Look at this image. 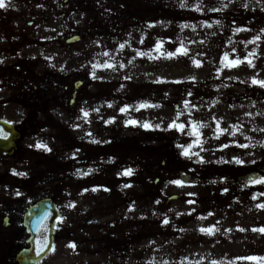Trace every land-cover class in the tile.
I'll use <instances>...</instances> for the list:
<instances>
[{"label": "rangeland", "instance_id": "rangeland-1", "mask_svg": "<svg viewBox=\"0 0 264 264\" xmlns=\"http://www.w3.org/2000/svg\"><path fill=\"white\" fill-rule=\"evenodd\" d=\"M5 3L0 121L24 137L0 180L13 183L14 200L20 182L32 184L61 211L41 264H264L246 259L264 257V233L254 231L264 228V184L250 182L264 177V88L252 83L264 80V0H90L64 19L63 0ZM72 36L80 41L65 45ZM181 45L187 55L164 54ZM225 53L242 63L225 67ZM105 62L115 69L93 68ZM194 123L206 126L188 159L179 145L196 140Z\"/></svg>", "mask_w": 264, "mask_h": 264}, {"label": "flooded vegetation", "instance_id": "flooded-vegetation-1", "mask_svg": "<svg viewBox=\"0 0 264 264\" xmlns=\"http://www.w3.org/2000/svg\"><path fill=\"white\" fill-rule=\"evenodd\" d=\"M89 1L90 0H63V9L60 14V18L64 17L66 13H69V16L75 15L78 11L79 6L84 4L85 2H87L89 5ZM92 23H95L96 25L97 21H92ZM64 44L69 45L66 43V41ZM75 89H77L76 86ZM74 96L75 94L72 93V98H74ZM15 129L19 133V139L14 141V153L10 156L0 152V167L3 166L4 159L13 157L19 151L17 142L22 137H24V133L22 130L19 131L17 126L15 127ZM25 182L30 183L31 180H26ZM0 187H3L4 189V193H0V264H5V262H3V259L7 254L8 256L6 258V262L8 264H18L16 255L20 251L29 248V235L27 233L26 226L23 225V217L32 206H35L36 204L44 200L46 198V194L42 192H40L39 194H34L32 190H35V186H32V184H25L20 182L18 184V188L24 190V196L19 201H17L11 197L14 187L11 181L0 180ZM51 201L57 207V204L55 203L53 198H51ZM6 251L7 254L4 253Z\"/></svg>", "mask_w": 264, "mask_h": 264}, {"label": "snow or ice", "instance_id": "snow-or-ice-1", "mask_svg": "<svg viewBox=\"0 0 264 264\" xmlns=\"http://www.w3.org/2000/svg\"><path fill=\"white\" fill-rule=\"evenodd\" d=\"M5 7H7V5L5 3V0H0V8H5ZM181 7H185V5L184 4H181ZM225 7H227V5H225ZM196 10L197 11H200V8L197 7ZM211 10L212 11H217V9H211ZM186 26L187 25H185V27ZM241 30L242 29H239V28L237 29V31H241ZM255 40H259V36L255 37ZM140 42L143 43V40H141ZM161 47H162V42L161 41H158L157 44H156V50L159 51L161 49ZM120 48L123 49L124 48V44H121L120 45ZM187 51L188 50L181 45V47L177 48L174 52L173 51H168V52H166L164 54L168 58H171V57H174V56H176L178 54L187 55ZM137 54L138 55H145V53H141V52H138ZM105 55H107V53H105ZM245 59H247V58H245ZM223 62H225V67H228V68H232V67L238 66L240 63H242V61L240 60L239 57H237L236 59L230 60L227 53H225L224 61ZM194 63L197 66H199V64H200L199 61H195V60H194ZM247 63H248L249 66L255 67V65L253 64L252 60L248 59L247 60ZM97 67H104V68H109V69H115V64L114 63L105 62L103 65H99V64L93 65V68L94 69L97 68ZM120 67H123V64H121ZM92 78L93 79H97L98 78L96 76L95 71L92 72ZM252 83L253 84H256V85H259L261 88H264V80H258V79L253 78ZM188 104H189V102L188 101H185V105L187 106ZM109 106L111 107V105H109ZM148 106L149 105L147 104V102L141 103V105H140V107H148ZM128 108H129V106L128 105H125L124 107H122L120 109V112H122V113L127 112L128 111ZM137 110H139V109H137ZM81 111L83 112V117H84V119L87 122V118L89 116V112L86 111V110H84V109H81ZM95 111H99V110L98 109H95ZM114 119L115 118L113 117L109 121H106V123H111V122L114 121ZM137 123H139V122L138 121H135V120H131V119H129V120L126 121V124H133V125H135ZM141 126L144 127V128H152V127L159 128L160 127L159 124H157V125H151L148 122H144L143 124H141ZM205 126L206 125H199V126H197V124L194 123L192 125V131L189 132L188 134L189 135H194L196 137V140H194L192 144H188L187 146L179 145V147H181L183 149V151H182L181 154L183 156H185L186 158L191 159L193 155H199L198 153L191 152L190 149L193 148V145L194 144L195 145H201V141L199 139L201 133L199 132L198 127H205ZM76 127H79V125H76ZM169 127L170 128H177L178 130L183 131L185 125L178 124L174 120L169 125ZM217 131L220 132V133H223V132L228 131V129H221L218 126L217 127ZM0 135H2L5 139L7 138V133H3L2 131H0ZM88 135L91 136V133H89ZM232 135H235V132H233ZM217 138H219V137H217ZM92 143H100V141L93 140ZM36 147L39 148V149H42V150H44L46 152H51L52 151V149L50 147H48L47 144L38 143L36 145ZM222 147L223 148H227L228 147V144H224V145H222ZM239 147L246 148V147H248V145L241 144V145H239ZM201 150H203L202 149V146H201ZM79 151H80V149H76V152H79ZM75 156H76V153H73V157L72 158L75 159ZM233 161H234L235 164H238V165H243L245 163L244 160H242L240 158H237V157H234L233 158ZM199 162H201V163L204 162L202 157L200 158V161ZM217 162L219 163L220 161H217ZM224 162L227 163L228 161H224ZM252 163H255V161H252ZM89 171H91V170H89ZM12 172H13L14 175H19V176H22V177L23 176H27V173L26 172H19V173H17L15 169H13ZM132 173H133V170L131 168H128V169H125L124 172L123 173H120V174L121 175H128V176H130V175H132ZM77 174L78 175L81 174L79 172V170H78ZM83 174L84 175H87L88 173H83ZM250 182L253 183V184H264V177H260L258 179L251 180ZM171 183L176 184V185H182L183 184V181H181V180H173V181H171ZM125 187H130V185L126 184ZM95 190L96 189H93V191H95ZM105 190H107V189H105ZM85 191H87V189H85ZM224 191L227 192V188H225ZM17 195H20V193L17 192ZM157 203H159V201H157ZM189 203H194V201H189ZM69 206L70 207H73L74 205H69ZM257 207L258 208H264V204H258ZM193 211H194V209H193ZM48 215H49V213L48 212H45L43 214V219H47L48 218ZM163 223L164 224H168V220L165 219L163 221ZM241 230L243 231V229H241ZM200 231L201 232L208 233V234H212V230L211 229L201 228ZM254 231H260V232L264 233V228H261V229H258V230L257 229H254ZM47 246L48 245H47L46 242L40 243L39 244V249L37 251V255H39L40 251H43V249L46 248ZM70 246L72 248H75L76 247L75 244H72ZM246 259L255 260V261H264V257H247ZM213 264H216V262L214 261Z\"/></svg>", "mask_w": 264, "mask_h": 264}, {"label": "water", "instance_id": "water-1", "mask_svg": "<svg viewBox=\"0 0 264 264\" xmlns=\"http://www.w3.org/2000/svg\"><path fill=\"white\" fill-rule=\"evenodd\" d=\"M0 131H2L3 133H7V134L8 132L9 133L13 132L11 127L4 122H0ZM12 138L13 139L16 138V135L14 133H13ZM12 138L7 140L2 135H0V150L4 151V150L11 149L13 147ZM4 152L11 153V151H4ZM173 199H175V197L170 198V200H173ZM45 212L49 213L47 219H43V214ZM57 215H58L57 211L55 210L54 206L50 204V201H44L30 210L29 219L36 218L37 221L41 222V225L38 226V228H40L43 231L42 234H39L37 236L39 237L43 235V239L39 242H34V249L31 252V253H34L36 257H38L36 259H39L42 255H44L47 252V250L51 248ZM36 234L34 235L36 236ZM43 242H46L48 246L44 248L43 251H40L39 255H37L39 244ZM17 260L19 264H35L33 259H28L25 255H20Z\"/></svg>", "mask_w": 264, "mask_h": 264}]
</instances>
